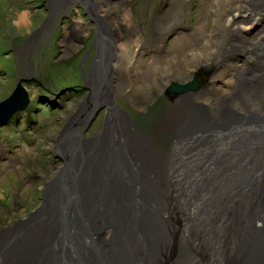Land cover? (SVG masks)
Segmentation results:
<instances>
[{
	"label": "bare ground",
	"instance_id": "obj_1",
	"mask_svg": "<svg viewBox=\"0 0 264 264\" xmlns=\"http://www.w3.org/2000/svg\"><path fill=\"white\" fill-rule=\"evenodd\" d=\"M76 2L86 4L85 25L70 22L67 15L76 3L57 0L59 8L50 7L49 16L40 20L42 40H21L7 48L14 54L17 77L32 71L34 50L48 46L46 39L55 43L60 58L70 61L93 26L89 48L94 54L82 70L79 65L83 81L77 92L83 98L53 140L51 160L60 164L43 171L50 177L41 173L47 179L41 192L49 190L44 196L49 195V204L40 200L27 217L15 220L14 227L0 228V264H199L189 244L210 255L206 264H264V0L212 3L217 28L210 40L201 42L195 30L185 38L175 37L172 51L161 50L160 68L143 65L144 75L136 71L143 49L167 44L159 38V25L152 24L147 34L138 31L131 0ZM181 2L184 11L190 0ZM59 12L66 15L65 24L61 16L58 21ZM202 13L207 18L208 8ZM176 17L175 23L184 19ZM59 25H64L63 32ZM197 45L204 50L190 57L195 72L182 83L187 64L178 53ZM163 64H168L169 73L161 70ZM17 86L16 81L0 100L13 95L21 101L9 122L30 102L15 91ZM157 100L166 105L147 114ZM121 101L136 113L134 118L119 107ZM100 116L101 126L94 129ZM63 175L73 180L69 185L75 184L72 199L46 186ZM110 176L127 181L108 186L104 180ZM102 181L101 196L86 198V191L95 193V182ZM54 196L61 197L60 203L52 204ZM252 200L261 202L255 214ZM142 201L150 210H135L132 202L142 207ZM155 201H160L159 209L152 208ZM179 233L185 239L179 237L174 248L170 242ZM68 234L73 249L66 245ZM42 245L59 252L38 261Z\"/></svg>",
	"mask_w": 264,
	"mask_h": 264
},
{
	"label": "rangeland",
	"instance_id": "obj_2",
	"mask_svg": "<svg viewBox=\"0 0 264 264\" xmlns=\"http://www.w3.org/2000/svg\"><path fill=\"white\" fill-rule=\"evenodd\" d=\"M217 1L221 3V0H190L183 11L181 0H131L130 12L138 31L147 34L149 28L155 23L162 30V34L159 35V38L163 39L161 41H167L166 46L161 49L157 48L158 44H149L151 45L149 48L143 49L140 58L142 64L136 67V71L142 74L144 67L160 68L158 65L162 56L161 50L172 51L175 37L185 38L192 30L199 33L201 42L209 41L211 34L215 33L217 28V24L214 23L217 12L209 8V5ZM162 3L165 7L161 5ZM57 5V0H0V100L6 94H10L19 77L33 79L31 83L23 85L30 99L28 108L0 128V228L14 227L17 224L15 220L27 217V214L38 206L42 197V184L47 180L41 178V173L50 170L52 165L58 166V162L60 164L58 159L56 162L51 160L55 145L53 140L56 141L57 134L61 132L83 98L78 97L80 93L77 92L79 90L77 85L79 83L82 85L81 80L83 81L79 65L82 70L85 61L91 60L94 54L93 49L89 48L94 40L93 26L89 28L91 34L80 39L81 48L76 50L75 56L70 58V61L60 58L58 55L60 51H55V43L46 39L48 46H37L34 50L35 61L32 71L17 77L13 66L14 54L7 50V48L10 49L11 44L21 40L29 41L34 38L35 41L42 40L39 33L41 30L39 24L42 25L40 20L47 18L51 13L50 7H58ZM82 8L81 5H75L67 12L70 22L73 20L79 26L85 25L87 17L84 14L88 13ZM206 8L209 11L207 18L202 15ZM71 14H73L72 17H70ZM177 14L184 19L175 23ZM60 16L61 19L64 18L60 22L65 24L66 15L59 12L56 16L58 21ZM172 23H175L174 27L166 33L165 30ZM203 23L206 25L201 28ZM59 26L63 32L64 25ZM58 35L59 32L54 37ZM202 47L192 46L178 53L177 58L183 59V62L186 61L187 64L184 67L185 79H180V82L186 83L191 80V73L195 72V66L191 65L189 60L193 54L202 53L204 50ZM67 69L70 71H66ZM161 70L169 73L168 64H163ZM161 70L159 69L157 74ZM172 81H174L172 78L168 79V82ZM164 104L166 105V102L163 100H157L147 114L154 113L156 108ZM119 107H125L134 118L136 113L132 112L127 102L121 101ZM101 119L100 116L94 123V129L100 128ZM4 150H8L7 153ZM21 174L23 179L19 176ZM45 176L48 177L49 174L45 173ZM238 220L240 219L233 223L237 225Z\"/></svg>",
	"mask_w": 264,
	"mask_h": 264
},
{
	"label": "water",
	"instance_id": "obj_3",
	"mask_svg": "<svg viewBox=\"0 0 264 264\" xmlns=\"http://www.w3.org/2000/svg\"><path fill=\"white\" fill-rule=\"evenodd\" d=\"M77 0H62V2L64 3L65 2V4L67 5V4H72V3H76V5H81L83 8L86 6V4L85 3H79V2H76ZM29 81H31V78H21V79H19L18 81H17V88H16V90L15 91H20L24 96H25V99L26 98H28L27 97V95H26V93H25V90L23 89L22 90V88L20 87V85L24 82V83H28ZM25 99H24V101H25ZM18 103L19 104H21V101L19 102V101H17L14 97H13V95L11 96V98L9 97V99H7L6 101H3V102H1L0 103V126H2V125H4L8 120H9V118H10V116L13 114V112L15 111V109H18L19 107H15V105H18ZM23 107H26L25 105L23 106ZM54 108V107H53ZM177 141H179V137L178 138H176V142ZM224 155V154H223ZM113 169V168H112ZM133 171V170H132ZM119 172H121V171H119ZM124 172V171H123ZM112 173H113V171H112ZM132 173V172H131ZM114 175V174H113ZM113 175H112V177H113ZM225 175V174H224ZM111 176H110V178H107V179H105L104 180V182H109V185L108 186H110V184L112 185V184H114V186L115 187H119L120 186V181H124V182H126L127 180H119V178H117V177H115L114 179L112 178ZM68 178V179H67ZM64 181H67L68 182V186H66V185H64ZM71 181H73V180H71V178L69 177V175H66L65 177H64V175L62 176V179L60 180V179H58V180H56V181H53V182H51V183H48L46 186L48 187V188H51V192H54V191H58L60 194H62V192H63V194L61 195V197H63V199L64 198H66V199H72V196L74 195V191H75V184H73V183H71V185H69V182H71ZM96 181H97V179H96ZM104 182L102 181L101 183H96L95 182V188H94V190H96V194L95 193H92V194H89L90 192H87L86 191V194H88V195H86V198L90 195V197H89V199L90 200H94V199H98L101 195H99V193H101V191H102V189H103V184H104ZM58 183V184H57ZM56 184H57V186H56ZM129 185H131L130 183H128V184H126L125 186H129ZM56 186V188H53V187H55ZM261 187H258V192H261V189H260ZM133 189L131 188V191H132ZM135 190H138L137 188H135ZM48 191L49 190H46V193H45V188H44V190L42 191V197L40 198L41 199V202L43 203V201L45 200L48 204H49V199H50V197H49V195H48V197L47 198H45L44 196L45 195H47V193H48ZM137 193V192H136ZM136 193H134V191H133V193L132 194H136ZM73 194V195H72ZM138 194V193H137ZM135 196V195H134ZM61 197H59V200H60V198ZM162 197V196H161ZM54 198H56L55 200H52L51 199V201H52V204H55V203H60V201L58 200V197H56V196H54ZM53 198V199H54ZM259 200H260V198H259ZM159 202L160 201H155V204L156 205H153L152 204V208H154L155 207V209H159V206H160V204H159ZM133 203V206L135 207V210L137 211V210H140L141 211V209H147V210H150L149 209V207H148V202H146V201H142V207L140 206V203L141 202H137V203H135V202H132ZM250 204H252V203H256L255 204V211L253 212V214H255L256 212H257V210H259V207L260 206H258V204L259 203H261L260 201H256V200H252V201H250L249 202ZM146 204H147V206H146ZM249 204V205H250ZM263 206H264V204H262ZM137 208V209H136ZM141 208V209H140ZM153 210V209H152ZM169 210H171L170 208H169ZM170 213H171V215L170 216H174V218H177V219H180L181 217H180V215H179V213L178 214H173L172 213V211H169ZM152 213L153 214H155V216H157L158 218H162V213L161 212H156V210H153L152 211ZM239 216V215H238ZM246 224V223H245ZM234 227V226H233ZM242 230H245L246 228L244 227V224H243V226L242 227H240ZM240 231V230H239ZM249 236V235H248ZM179 237H181V238H183V239H185L183 236H181V233H179V234H175L174 235V237L173 238H175V239H173V241H171L170 242V244H171V246H173L174 248H175V244H176V241H177V239H178V241H179ZM250 237V236H249ZM251 238V237H250ZM66 240H67V242L69 241L70 243H67L66 245L68 246V248L70 247L71 249H73V244L75 243L74 241H70V240H72V239H70V237H69V234L68 235H66V238H65ZM77 239V238H76ZM143 237H141V240H142V243L145 241L146 242V239H144ZM45 245V244H44ZM43 246V245H42ZM50 246V245H49ZM144 246V248L146 247V245H143ZM62 247H64V246H62ZM42 249H41V251H40V253L42 254H39V257H38V261H43L42 260V256H45V255H47V257H53L54 256V254L55 253H58L59 251V249L57 248V247H45V246H43V247H41ZM52 248L54 249V251L52 250ZM178 248V247H177ZM176 248V249H177ZM188 250H189V252L193 255V256H195V258L198 260V262H199V264H206L208 261H209V258H211L210 257V255H209V257H208V255L206 254V253H204L203 254V251H201V249H200V247H199V249H198V251H197V249L195 250V244H189L188 245ZM206 249V248H205ZM246 255L244 254V257H245ZM247 257V256H246ZM82 259L85 261V259H84V254H82Z\"/></svg>",
	"mask_w": 264,
	"mask_h": 264
},
{
	"label": "flooded vegetation",
	"instance_id": "obj_4",
	"mask_svg": "<svg viewBox=\"0 0 264 264\" xmlns=\"http://www.w3.org/2000/svg\"><path fill=\"white\" fill-rule=\"evenodd\" d=\"M73 21V20H72Z\"/></svg>",
	"mask_w": 264,
	"mask_h": 264
}]
</instances>
